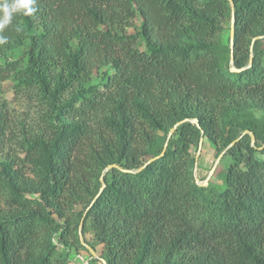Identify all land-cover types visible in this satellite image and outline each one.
I'll use <instances>...</instances> for the list:
<instances>
[{"label":"trees","instance_id":"obj_1","mask_svg":"<svg viewBox=\"0 0 264 264\" xmlns=\"http://www.w3.org/2000/svg\"><path fill=\"white\" fill-rule=\"evenodd\" d=\"M232 2L230 65L228 0H0V264H101V176L106 264H264V0Z\"/></svg>","mask_w":264,"mask_h":264},{"label":"water","instance_id":"obj_2","mask_svg":"<svg viewBox=\"0 0 264 264\" xmlns=\"http://www.w3.org/2000/svg\"><path fill=\"white\" fill-rule=\"evenodd\" d=\"M229 2V5H230V10H231V22H230V30H229V48H230V65L233 64V47H234V34H235V30H234V4L232 2V0H228ZM258 38H255L254 40H256ZM252 55H250V59H249V63H248V66L250 67L251 64H252ZM232 72H236V70H234L233 68L230 69ZM187 122V120H182L178 123H176L173 128H171V130L169 131L168 135H167V138H166V142L164 143L163 145V148H162V151L161 153L156 156V157H153V158H150L144 165H142L138 170L137 172H141L142 170H144L149 164L157 161L158 159H160L165 151H166V148H167V145H168V141L169 139L172 137V135L174 134L175 130L183 123ZM198 127V125H197ZM202 133V132H201ZM244 135H248L250 137V145L251 147H254V144H255V137L254 135L249 132V131H244L241 136L236 139L235 141L231 142L229 144V146L226 148L229 149L231 148L232 146H234L236 144V142L239 141V139L241 137H243ZM202 146H203V138H200L199 140V144H198V148H197V152L195 154V157H194V169H193V173H194V179H195V183L197 186L199 187H207L208 183H209V180L211 179V177L213 176L216 168H217V165L218 163L220 162V160L223 158L224 156V153H225V150L220 153L215 161V164L213 165V167L211 168L210 172H209V176L208 178L202 182V183H199L198 182V179L196 177V171H197V165H198V159H199V156H200V153H201V149H202ZM264 149V146L263 147H260L258 148L257 150L258 151H262ZM110 169H118L122 172H126V173H130V171H125V170H122L120 169L117 165H109L105 168L104 172H107L108 170ZM100 183H101V188L98 192V194L93 198L92 202H91V205L89 206V208H87V210L84 212L80 222H79V226H78V235H79V242H80V245L83 246L87 252L94 258V259H98L99 262L101 264H106L105 261L103 259H100L97 254L95 253V251L90 247L88 246L87 244L84 243L83 241V238H82V228H83V223H84V219L86 217V214L87 212L89 211L90 207L92 206V204L97 200V198L99 197V195L101 194V192L103 191L104 187H105V183H104V180H103V176L100 177Z\"/></svg>","mask_w":264,"mask_h":264},{"label":"rangeland","instance_id":"obj_3","mask_svg":"<svg viewBox=\"0 0 264 264\" xmlns=\"http://www.w3.org/2000/svg\"><path fill=\"white\" fill-rule=\"evenodd\" d=\"M11 54L13 58H17L21 55L19 50H15ZM99 78L100 77L95 76L92 80V83L98 82ZM11 86H12L11 82H6L4 84V90H5V94L8 100L12 101L11 106H10L12 116H18L19 114H21L22 112L26 110L27 105L24 102L23 103L13 102L14 95H13V90ZM256 156L258 158L264 159V153L262 154V152L260 151H258ZM217 157L218 156H214L211 145L207 141H204V146H202V149H201V153L198 159L197 171H196V177L199 183L204 182L208 178L209 172L211 168L213 167V165L215 164ZM228 163H229V159L224 157L220 160L217 167L224 168L228 165ZM209 182H215L217 184L220 183V181L214 179L213 176L211 177ZM87 239L91 240L90 234L87 235ZM88 261H89L88 254L82 251L79 253L77 257H74L72 264H86Z\"/></svg>","mask_w":264,"mask_h":264}]
</instances>
